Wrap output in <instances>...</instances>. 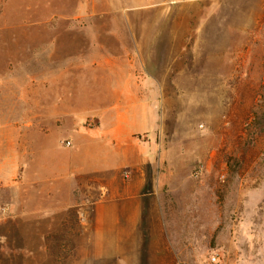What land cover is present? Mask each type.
Returning <instances> with one entry per match:
<instances>
[{
	"label": "rangeland",
	"instance_id": "1",
	"mask_svg": "<svg viewBox=\"0 0 264 264\" xmlns=\"http://www.w3.org/2000/svg\"><path fill=\"white\" fill-rule=\"evenodd\" d=\"M136 91L141 215L112 237L72 135ZM0 264H264V0H0Z\"/></svg>",
	"mask_w": 264,
	"mask_h": 264
},
{
	"label": "crops",
	"instance_id": "2",
	"mask_svg": "<svg viewBox=\"0 0 264 264\" xmlns=\"http://www.w3.org/2000/svg\"><path fill=\"white\" fill-rule=\"evenodd\" d=\"M140 82L137 76L130 75L122 85L137 88ZM116 85H120L119 82ZM132 98L127 109L119 110V108L109 114L106 127L100 131L90 133L88 131L83 134L76 129L72 135L74 162L67 167L68 186L73 182L72 176L81 174L96 180L98 178L96 175H101L100 180L108 188L110 198L96 205L92 226L96 231L113 233L112 237L115 232L136 229L141 215L137 207H131V201L139 198L140 184H142L139 177L143 174L142 166L147 159L145 147L137 143L135 134L142 129L150 117L148 113L142 111L141 99L137 91L132 94ZM76 160H81L78 163L80 165L76 164ZM130 167L135 172L132 178L125 182L122 179V171ZM121 183V190L115 192V185ZM67 190L70 191L71 186Z\"/></svg>",
	"mask_w": 264,
	"mask_h": 264
},
{
	"label": "built area",
	"instance_id": "3",
	"mask_svg": "<svg viewBox=\"0 0 264 264\" xmlns=\"http://www.w3.org/2000/svg\"><path fill=\"white\" fill-rule=\"evenodd\" d=\"M210 260H211L212 262L217 263L220 259H219V257H218L216 254H214V255H212V256L210 257Z\"/></svg>",
	"mask_w": 264,
	"mask_h": 264
}]
</instances>
